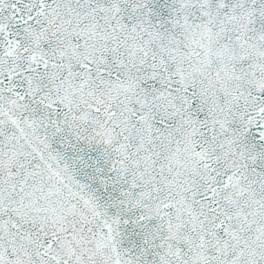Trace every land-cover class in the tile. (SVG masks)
<instances>
[{
    "label": "snow or ice",
    "instance_id": "6c2138e0",
    "mask_svg": "<svg viewBox=\"0 0 264 264\" xmlns=\"http://www.w3.org/2000/svg\"><path fill=\"white\" fill-rule=\"evenodd\" d=\"M0 264H264V0H0Z\"/></svg>",
    "mask_w": 264,
    "mask_h": 264
}]
</instances>
